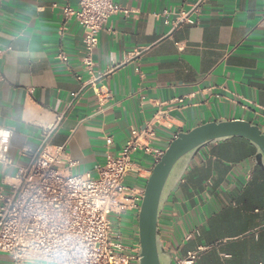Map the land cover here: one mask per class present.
<instances>
[{"label":"crops","instance_id":"0c3cea01","mask_svg":"<svg viewBox=\"0 0 264 264\" xmlns=\"http://www.w3.org/2000/svg\"><path fill=\"white\" fill-rule=\"evenodd\" d=\"M198 2L114 0L130 13L110 17L98 34L93 62L110 94L99 105L81 86L83 29L61 10L78 0H0V130L10 131L12 163L0 164V187L15 184L28 163L21 150H36L46 133L51 145H64L70 174L94 177L148 122L161 150L177 134L220 120L264 133V0H204L195 24L176 26L177 14ZM59 51L66 64L55 59ZM254 154L242 139L196 154L158 217L164 251L182 258L203 248L197 264H264V170H254ZM132 162L125 184L143 188L153 154L138 152ZM126 218L130 233L114 231L137 241V225ZM0 264L10 258L0 253Z\"/></svg>","mask_w":264,"mask_h":264},{"label":"built area","instance_id":"2783aa9c","mask_svg":"<svg viewBox=\"0 0 264 264\" xmlns=\"http://www.w3.org/2000/svg\"><path fill=\"white\" fill-rule=\"evenodd\" d=\"M203 2L180 11L175 25L195 24L192 15L198 14ZM61 10L65 19L73 18L83 29L81 63L88 80L82 89L90 87L97 103L103 105L110 94L99 85L104 74L95 70L93 62L98 34L110 17L127 16L130 11L114 0H78L75 9L64 6ZM259 25L264 27V16ZM55 59L67 63L62 51ZM49 137L46 133L36 150H21L28 163L18 168L15 184L7 191L0 187V253L11 264H139L138 232L137 241L124 240L114 226L124 217L137 225L144 187L125 184L134 169L132 157L138 152L153 154L155 165L164 154L165 150L152 146L159 141L153 123L132 129L121 151L95 168V177L89 172L70 174L74 163L66 158L64 145H51ZM9 142L10 131L0 130V164H12ZM105 143L109 145L111 139L106 137ZM203 250L197 248L182 258L170 255V264H197Z\"/></svg>","mask_w":264,"mask_h":264},{"label":"water","instance_id":"95a60500","mask_svg":"<svg viewBox=\"0 0 264 264\" xmlns=\"http://www.w3.org/2000/svg\"><path fill=\"white\" fill-rule=\"evenodd\" d=\"M231 139L248 142L255 149L254 170H264V134L257 125L243 120L206 123L177 134L169 143L143 190L137 220L139 264H170V253L162 249L158 236L162 207L200 150Z\"/></svg>","mask_w":264,"mask_h":264},{"label":"rangeland","instance_id":"374dc122","mask_svg":"<svg viewBox=\"0 0 264 264\" xmlns=\"http://www.w3.org/2000/svg\"><path fill=\"white\" fill-rule=\"evenodd\" d=\"M113 218V217H112ZM113 222H114V220L113 219H111ZM130 221L126 218V217H124L123 219H122V222H121V230L123 231V232H126V233H130Z\"/></svg>","mask_w":264,"mask_h":264},{"label":"clouds","instance_id":"9594fccd","mask_svg":"<svg viewBox=\"0 0 264 264\" xmlns=\"http://www.w3.org/2000/svg\"><path fill=\"white\" fill-rule=\"evenodd\" d=\"M57 264H59V262H57Z\"/></svg>","mask_w":264,"mask_h":264}]
</instances>
